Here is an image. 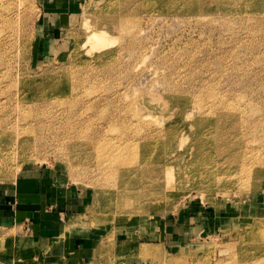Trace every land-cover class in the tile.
I'll list each match as a JSON object with an SVG mask.
<instances>
[{
	"label": "rangeland",
	"instance_id": "1",
	"mask_svg": "<svg viewBox=\"0 0 264 264\" xmlns=\"http://www.w3.org/2000/svg\"><path fill=\"white\" fill-rule=\"evenodd\" d=\"M59 7L0 0V184L50 168L81 198L61 227L90 231L102 264H264V0ZM112 10L114 69L81 68ZM217 138L231 155L206 174ZM13 236L0 260L27 264Z\"/></svg>",
	"mask_w": 264,
	"mask_h": 264
},
{
	"label": "crops",
	"instance_id": "2",
	"mask_svg": "<svg viewBox=\"0 0 264 264\" xmlns=\"http://www.w3.org/2000/svg\"><path fill=\"white\" fill-rule=\"evenodd\" d=\"M74 2L48 0V8H69ZM31 174L15 183L0 184V227L14 230L12 238L18 237V251L27 264H102L94 259L97 245L90 231L61 227L60 215L74 214L81 205L80 195L59 183L46 166ZM0 264L14 263L0 260Z\"/></svg>",
	"mask_w": 264,
	"mask_h": 264
},
{
	"label": "bare ground",
	"instance_id": "3",
	"mask_svg": "<svg viewBox=\"0 0 264 264\" xmlns=\"http://www.w3.org/2000/svg\"><path fill=\"white\" fill-rule=\"evenodd\" d=\"M126 13H127V11L112 10L111 13L104 15L102 17V19L96 23L95 28L92 31H90L86 34V37L84 38V42L81 44L82 47L85 45L86 41L90 42L92 39L94 42L93 41H92V43L90 42L91 44L88 43L89 46L86 47V50L79 46L80 48H78V52L76 54L78 57L77 61L81 60V58L87 53H93V55L95 57H93V60H92L93 63L92 64L91 63H83L80 66L81 68L91 66V65L99 66L100 68H103V70H108V69L112 68V67H110L111 65L108 62H106V60H105V57L110 56L112 54V53H110V48L108 47V45L110 43H112L113 41L111 39H107V38H110L111 37L110 35L113 33V31H117L118 27L122 26V22H124L126 20L125 19ZM132 48H133V44H131L129 49L132 50ZM112 69H114V68H112ZM85 71L88 72V70H85ZM166 128H168V126H166ZM215 131L218 132L217 130H215ZM181 135H182V133H180V131H178V133H176L175 135H172V137L174 138V141L171 142L172 145H171L170 149L175 148L177 146V144H178V146L181 145V140H180ZM218 135H220L219 132H218ZM217 141H219L218 147L221 150H219V149L213 150V152L216 151L215 156H214V153H211L208 156V158H206L208 161V164L205 168L206 174H210L209 172L212 171L217 166V161H219V158L223 159V157L226 155L224 153L230 152L229 156L231 155L230 146L228 145L229 144L228 141L225 140V138H222V140H221V138H217ZM190 147H191V145H190ZM195 150L198 153L200 152L198 145H196V147L193 149V152ZM245 179H247L251 182L253 181V178L250 176V174H246Z\"/></svg>",
	"mask_w": 264,
	"mask_h": 264
}]
</instances>
